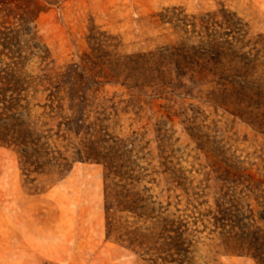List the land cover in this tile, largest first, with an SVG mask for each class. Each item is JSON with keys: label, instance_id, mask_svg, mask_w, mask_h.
<instances>
[{"label": "rangeland", "instance_id": "1", "mask_svg": "<svg viewBox=\"0 0 264 264\" xmlns=\"http://www.w3.org/2000/svg\"><path fill=\"white\" fill-rule=\"evenodd\" d=\"M4 1L0 29L21 26V10ZM37 1L28 44L48 52L41 67L76 68L97 42L119 56L191 55V45L202 55L210 35L258 52L264 70V0ZM38 65L35 56L27 69ZM233 65L223 68L232 74ZM211 79L92 84L90 135L65 132L33 107L35 144L0 143V264H258L250 252L264 250V123L231 113ZM112 146L128 151L129 168L94 159ZM17 217L29 225L27 251H17Z\"/></svg>", "mask_w": 264, "mask_h": 264}, {"label": "trees", "instance_id": "2", "mask_svg": "<svg viewBox=\"0 0 264 264\" xmlns=\"http://www.w3.org/2000/svg\"><path fill=\"white\" fill-rule=\"evenodd\" d=\"M8 3H14L17 9L21 10L16 12L21 26L8 28L9 30L0 29L1 144H35L34 141L38 137L34 136L33 129L29 127L33 107L42 108L36 117L47 118L59 129L78 136L87 128L85 121L89 117V92L98 91L92 84L120 82L119 79L122 78L121 83H132L137 87L149 81L162 83L171 73L176 77L187 76L192 83L205 79L207 75L212 76L207 82L217 88L221 101L233 104L234 110L231 113L250 124L257 123L262 127L264 123V83L258 69L264 70L259 63L258 52L240 54L239 48L245 46L241 42L235 47V40L224 42L218 37L208 35L207 47L203 49L206 53L202 55L197 54L199 50L191 45V55L171 49L165 53L156 51L120 56L112 49L109 50L106 47L108 45L103 46L101 42H97L96 47L91 46L89 53H83L82 63L73 64L76 68H71L72 64H68L64 70H57L47 66L41 67L48 58V52L44 50L45 53L41 54L32 49L33 46L38 51L41 50L39 43L28 44V40L34 38L32 26L28 24L43 10V5L37 0H32L31 5L24 7L12 0L7 1ZM229 31L231 29L225 30L224 33ZM23 34L28 39H23ZM35 56L39 65L38 71L33 73L27 68ZM224 61L237 62L239 69H235L233 65L234 72L228 74L223 68ZM84 63L89 64V72L80 69ZM37 98L42 102L37 101ZM85 133L90 135L87 131ZM109 151L110 154H97L98 156L93 157L96 160L102 159L110 167H113L112 163L115 162L114 167L118 171L130 167L128 151L119 152L114 146L110 147ZM250 253L257 259L258 264H264V250Z\"/></svg>", "mask_w": 264, "mask_h": 264}, {"label": "crops", "instance_id": "3", "mask_svg": "<svg viewBox=\"0 0 264 264\" xmlns=\"http://www.w3.org/2000/svg\"><path fill=\"white\" fill-rule=\"evenodd\" d=\"M12 227L14 228V223ZM15 227H16L15 235L16 237H18V241H19L16 242L17 251H19L18 250L19 248L22 251H27V247L29 246L30 243L25 241V238H26L27 230L29 229V225L27 224V221L26 223H23V219L22 218L19 219L17 217L15 221ZM11 237H14V231L12 229H11Z\"/></svg>", "mask_w": 264, "mask_h": 264}]
</instances>
